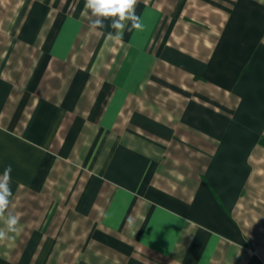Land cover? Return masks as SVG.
Segmentation results:
<instances>
[{
    "label": "crops",
    "instance_id": "1",
    "mask_svg": "<svg viewBox=\"0 0 264 264\" xmlns=\"http://www.w3.org/2000/svg\"><path fill=\"white\" fill-rule=\"evenodd\" d=\"M84 5L0 0V264H264V0Z\"/></svg>",
    "mask_w": 264,
    "mask_h": 264
},
{
    "label": "clouds",
    "instance_id": "2",
    "mask_svg": "<svg viewBox=\"0 0 264 264\" xmlns=\"http://www.w3.org/2000/svg\"><path fill=\"white\" fill-rule=\"evenodd\" d=\"M138 0H85L87 21L92 31L111 29L109 40H121L124 31L141 30V16L136 13ZM107 22V23H106ZM11 166L0 175V243L11 241L20 231L21 216L10 211L13 192Z\"/></svg>",
    "mask_w": 264,
    "mask_h": 264
}]
</instances>
